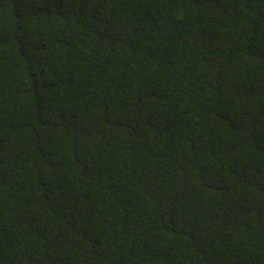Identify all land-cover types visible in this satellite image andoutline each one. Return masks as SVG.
I'll return each instance as SVG.
<instances>
[{"label":"trees","instance_id":"trees-1","mask_svg":"<svg viewBox=\"0 0 264 264\" xmlns=\"http://www.w3.org/2000/svg\"><path fill=\"white\" fill-rule=\"evenodd\" d=\"M0 264H264V0H0Z\"/></svg>","mask_w":264,"mask_h":264}]
</instances>
